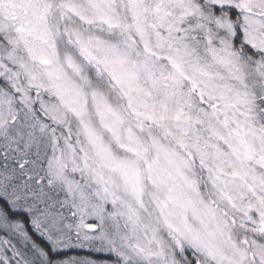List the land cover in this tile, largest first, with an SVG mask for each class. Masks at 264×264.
<instances>
[{
	"label": "snow or ice",
	"instance_id": "snow-or-ice-1",
	"mask_svg": "<svg viewBox=\"0 0 264 264\" xmlns=\"http://www.w3.org/2000/svg\"><path fill=\"white\" fill-rule=\"evenodd\" d=\"M0 264H264V0H0Z\"/></svg>",
	"mask_w": 264,
	"mask_h": 264
}]
</instances>
